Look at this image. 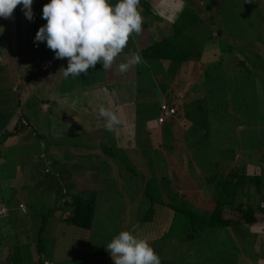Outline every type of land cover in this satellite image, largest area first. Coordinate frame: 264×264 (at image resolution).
<instances>
[{
    "label": "rangeland",
    "instance_id": "rangeland-1",
    "mask_svg": "<svg viewBox=\"0 0 264 264\" xmlns=\"http://www.w3.org/2000/svg\"><path fill=\"white\" fill-rule=\"evenodd\" d=\"M145 1L142 0V3L144 4ZM211 1L212 16H210V9L208 10L206 7ZM49 2L50 0H46V4ZM108 2L115 6L118 0H108ZM182 2V7L190 5V8L193 7L195 13L202 18V21H197L186 31L191 35L193 34L195 38L194 44L190 48L200 50L201 53L197 58L180 62V67L176 62L160 59L164 64L160 69V81H166L161 86V96L157 90L149 93V98H145L147 97L145 96V93H148L147 90L142 92L141 89L136 92L138 87L134 81L137 79L139 85L141 83L142 87H146L144 79L138 77L134 79L136 66L137 70H143V62L130 68L127 73L121 74L118 70L120 63L125 62L132 54L138 53L139 48L148 43L147 39L151 38L152 41L162 36L160 29L163 22L157 16L147 15L146 10L141 7L143 4H140L139 7L143 18L141 34H133L130 37L127 47L117 57L113 68L110 70L111 74L107 70L105 75H107L108 82L113 85L120 81L116 77L127 78L131 82V92H135L137 97L135 103L137 115L142 120L154 118L158 114L157 105L159 102H166L169 96L166 95L169 91L167 86L170 87V84H176L178 89L183 91L189 85L194 84L192 88L198 86L199 78L209 77L212 81L209 88V99L206 100V97L199 95V98L183 97L179 101L177 100L182 115L179 120L183 123L179 120L176 124L175 121L165 120L166 126L162 127L164 122H161V132L158 134L160 136L156 137L161 141L163 147L155 146L152 148L147 144L144 138L146 132L143 121L141 123L134 122L131 127L134 133L132 144L125 141L123 136L112 133H106V140L115 136L114 143L126 145L125 149L121 148L122 153L131 166L135 164V169L142 170L147 174H144L143 179H152L157 182L156 176L163 174L172 178L180 177L183 184L189 183L184 184L182 188L184 191L183 198L188 204L186 206L200 210L212 207L213 195L217 192V189L212 191L211 188L210 195L206 194L210 188L204 184V179L208 173H218L231 164L238 166L236 168L239 171L237 173L236 170V174L239 175L243 173L245 162L253 160L250 163L254 164L255 160L260 158L262 159L260 164L264 166V0H251V3L249 0H240V2L234 1L233 4L229 0H182ZM163 5L166 10L169 9L167 3H163ZM153 8L152 10L155 11ZM21 9L22 5L17 6L11 19L0 17V52L2 49L0 66L4 64V67L8 69V71L4 70L0 73V197L9 210L7 217L0 218V264H4L3 260L9 255L7 247L12 242L15 245L14 249L20 256L21 264H36L37 231L44 221H47L46 224L49 226H47V234L41 232L42 255L40 258L50 259L51 264H114L110 254L105 250L106 245L124 230L132 232L139 238H143L147 230L145 238L149 240L154 251L159 255L161 264H163V257L173 260V263L174 260L185 259L183 264H199L200 261L196 259L197 257L186 258L179 251H175L173 245L170 247L163 246L161 240L158 238L156 240V231L161 229L163 215L157 224L143 221L141 214L147 208L141 203L145 199V197H141L144 186L143 179L134 178L138 182L134 183L137 188L136 195L128 196L120 186H116L113 190L114 193L109 195L99 194L101 187H104L105 184L102 185V182L98 180V175L104 177L110 172V166L107 162L99 160L100 157L95 160V154H99L98 152L101 151L96 146L100 140V133H87L83 139L84 145L88 146L87 148H79L82 147L80 146L82 144L80 139L83 135L78 137V135L71 134L75 138H71L68 145L62 146V148H71V151L75 153L71 155L72 157L53 156L47 148L41 147L45 138L47 144L51 142V138L55 137L57 128L47 118L46 123H44L41 121L42 119L29 118V116L25 119L21 115V119L23 118L29 127L33 126L37 136L32 135L31 130H26V128L23 129V132L25 131L27 134L13 135L8 133L18 130V124L12 125L11 120L19 111L16 109V96H13L8 88L14 89L16 84L26 83V81L17 78L16 69L20 61H29L32 53H29L28 49L24 48L22 43L20 44L18 41L21 38L19 36L21 28L25 33L24 39L27 37L29 41L28 33L24 28L26 25L19 22L20 19L24 20L22 14L24 12ZM229 9L233 11H228ZM172 15L175 17L174 14ZM215 27L220 29L221 34L216 37L208 36V34H215ZM171 28L173 30L172 26ZM29 30L30 28H28ZM164 34L171 37L172 33ZM30 37L28 44L31 46L35 35L31 36L30 34ZM257 37L260 40H257ZM33 45L36 46V42H33ZM182 47V45H178L177 51ZM53 54L55 53L46 44L40 55V62L35 67L38 76L37 84L41 78L46 83V86L43 84L42 90L46 91L48 85L59 89V87L52 85V82L55 81L62 83L59 89L62 95H69V92L75 93L79 90L80 98L82 95L85 98L83 93L89 94L91 86L105 85L106 78L103 73L105 70L102 63H97L95 68H90L87 74L81 73L80 77L65 78L61 68H66L67 65L63 63H54L46 73L38 72L41 61ZM19 58L21 59L17 62ZM246 58L252 59L254 64L250 65L245 60ZM239 60H243L246 67L241 65ZM38 61L34 58V62L31 64L34 65ZM28 69L30 68H23L24 71ZM176 70L180 72L178 77ZM252 70L255 73H252ZM170 79L172 82L169 81ZM26 85L28 86L27 83L24 84L25 87ZM35 87V85L32 86L33 91H28L29 88H26L19 101L24 113L27 107H32L42 113L46 109V103H43L46 100L41 101L34 95V99L37 100L35 104L32 96L36 91ZM93 95H95L94 91ZM213 95L214 98L212 99ZM55 98L56 95H54ZM145 99H149L152 105L145 103ZM69 100L72 101L71 97ZM74 100L76 102H72L71 105L68 100H64V102L67 106L70 105L71 109L78 108L79 112L81 111L85 115L90 114L89 109H87L88 102L82 101L77 104L79 100ZM57 103L55 102V104ZM50 105L53 106H49V111L54 115L53 111L56 109H54V100H51ZM206 113L210 116L207 123L205 122ZM74 115H70L68 119ZM182 124H184V128L181 130ZM118 126L113 128V132L116 134L121 132ZM164 130H167L168 134L165 135ZM201 131L206 133L205 137ZM161 135L165 136L161 137ZM118 136L121 138L118 139ZM196 136L200 140L199 142L195 141ZM58 139L61 141L60 138ZM108 144L110 145L109 142ZM235 152L238 155H235ZM41 153L44 154V160L50 161V165L46 164L50 172L45 173L43 171L44 161L39 157ZM86 155H90L94 159L88 160L85 158ZM76 156L83 158L78 160ZM189 157L195 158L191 162V169L185 162V159ZM224 163L226 164L224 165ZM90 166L92 168H89ZM246 168L248 171L250 170L249 167ZM92 170L97 174H94L90 180L88 177ZM150 170L154 171L152 175H155V178L150 177ZM97 181L98 184H96ZM162 183L160 179L158 186ZM176 183H179V180H176ZM62 187L67 191L66 195H62ZM90 190L97 191L99 194L96 205L98 214L94 219V229L92 228L90 231L73 229L62 223L58 218L59 207L66 208L61 202L62 199L68 201L75 194L86 196ZM180 191L175 192V195L164 189L162 196L164 198L174 196V201L178 202ZM156 195H161L159 187L156 189ZM255 198L258 201V196ZM18 203L24 204L23 211L17 207ZM108 203H110V209L106 210L104 206ZM58 228L65 232L66 237L64 239L61 238V233L58 235ZM232 228L237 232L235 236L238 237L230 234L228 230L216 232L222 241L218 252L220 256L208 251L210 253L207 255L208 262H203V264H247V261H252L254 256L253 246L258 252L256 256L262 255L264 230L262 232L259 227V233L252 234L245 227L240 226V232L237 226H232ZM196 260L199 263H196ZM259 263L262 262L259 261Z\"/></svg>",
    "mask_w": 264,
    "mask_h": 264
},
{
    "label": "trees",
    "instance_id": "trees-1",
    "mask_svg": "<svg viewBox=\"0 0 264 264\" xmlns=\"http://www.w3.org/2000/svg\"><path fill=\"white\" fill-rule=\"evenodd\" d=\"M38 1V3H37ZM150 1V2H149ZM148 3L145 2L142 3V0H140V4H143L142 7L146 10L148 13L147 15H151L152 17H159L160 21H162V28L160 29V33L162 34L161 37H157L156 40L147 39L148 43L144 46H141L139 48L138 53L142 57V62L144 63L143 70H137L134 75L135 78H142L146 82V87H142L141 83L139 85L138 79L135 82L138 89H136V92L140 91L141 89L144 92L145 90L148 91V93H145V98H149V93L154 92V90H157L161 96V86L166 81L161 80L160 81V69L162 66H164L163 61L160 59H167L172 62L180 64L183 61L187 62L190 59H193L194 57H199L201 51L200 50H192L190 47L193 46L195 38L194 35L187 33V28H191L193 25L196 24L197 21H202V18L195 13V11L190 8L189 6H181V2L178 0H149ZM232 4L234 1L240 0H229ZM246 1V0H243ZM41 2V4H39ZM163 3H167L169 6V9L166 10L165 7H163ZM46 4V0H33V12L35 14L34 21H29L26 19L24 13V20L20 19L19 22L22 25H26L24 28H26V31L28 33L29 41L27 40V37L24 39V30L22 28L20 29L19 36L20 38L19 43L23 45L24 48L28 49V52H32L31 56L29 57V61H20L18 63L17 69H16V76L21 81H26L28 86H24V84H16L14 86L15 88H8L10 93L13 96H16V109L20 107L19 115H16L14 118V124H18V129L20 127H24L26 125L20 123V116L22 115L25 119H27L26 115H24V112L21 109V104L19 103L20 99L23 97V93L26 88H29L28 91H31L36 86V91L32 94L33 99L36 96L38 99L46 100L45 96L47 94H51L52 92V86L48 85L49 87L45 90H42L44 88L43 84L46 86V83L42 80V78L39 80V83L37 84V73L35 72V67L38 66L40 62V55L43 52L44 46H46L45 42H39L38 46H34L32 40V45L28 44L30 43V34L31 36L36 35V32L39 30L40 27L44 26L47 21L42 18V9L43 6ZM185 5V4H184ZM155 6V7H154ZM155 9L152 10V8ZM208 10L210 9V16L211 10H212V1L208 3V6L206 5ZM159 9H161L159 11ZM155 13H154V12ZM228 11H233L229 9ZM23 12V11H22ZM175 17H173V15ZM209 17V16H208ZM173 27V30L171 28ZM28 28L30 30L28 31ZM215 34H208L210 37H216L221 34L220 29L214 28ZM22 30V31H21ZM171 32V37L165 36L164 33ZM164 34V36H163ZM173 35V36H172ZM217 40V38H214ZM257 40H260L258 37ZM177 40V41H175ZM181 40V41H180ZM18 44V43H17ZM198 43L196 42V45ZM178 45H182L183 47L180 48L179 51ZM30 46V47H28ZM41 51V52H40ZM38 59L39 61L32 65L31 63L34 62V58ZM52 57H55L53 55ZM19 58L17 62L20 60ZM249 62L250 65L254 64L252 59H245ZM155 63V64H153ZM239 63L246 67L244 65L243 60H239ZM8 66V64H6ZM5 65V66H6ZM32 66V67H31ZM180 67V65H179ZM178 67V68H179ZM26 68H30L28 70H23ZM4 70H7V67H4V64L0 66V73ZM48 71V70H47ZM38 72L46 73L43 71H40L38 67ZM246 72V71H245ZM180 74L179 70H176V76ZM252 73H255L252 70ZM39 74V73H38ZM172 74L174 75V72L172 71ZM244 74V73H243ZM200 75V74H199ZM178 77V76H177ZM140 79V80H142ZM200 83L198 86H188L185 90H179L178 86L176 84L169 85L168 87V94L169 95L166 102L162 101L159 102L157 105L158 114L154 118H147L145 120H142V118H139L137 115V109L135 108L134 114L131 115L129 118L125 117V115L121 114L118 116L120 123H119V129L120 133L116 134L113 132V129L109 130L105 127V123L101 124L100 130L98 133H100V140L98 141V144L96 145L99 149H101V153L95 154V160L100 157L99 160L102 162H107L110 166V172L103 176L98 175V180L102 182V185L104 187H101L99 194H105L109 195L111 193H114V189L116 186H120L121 189L128 195H136V186L134 185L135 182H137L135 179L138 178L139 180L143 179L144 172L142 170L135 169V164L131 166V164L128 163L126 160L123 150L121 148H126V145H121L119 143H114L115 136L112 138H109L106 140V133H112L113 135H120L123 136V139H126L125 141H128L132 144V136L134 135L132 131V126L134 122H144L145 123V132L146 135H144L145 140L147 141V144H149L152 148L155 146L161 147V141H159L158 135L161 132V122H164L165 120H170L174 122L175 124L179 120L182 115L180 114L179 106L177 105V102L183 98V97H189L191 99H194L195 97L199 98L198 96L203 95L206 97V100L209 99V91L210 86L212 85V81L209 77L203 76L202 78H199ZM29 81V82H28ZM169 81L172 82L170 79ZM37 84V85H36ZM32 88V89H31ZM144 88V89H143ZM172 88V89H170ZM192 88V89H191ZM176 89V92L174 90ZM191 89V90H190ZM34 90V89H33ZM32 90V91H33ZM58 93V90L55 89ZM174 92V93H173ZM179 94V96H178ZM35 95V96H34ZM197 95V96H196ZM17 97H20L19 99ZM44 97V98H43ZM214 98V95L212 99ZM188 99V98H187ZM137 100V97H136ZM146 102L149 105H152L149 99H145ZM178 100V101H177ZM189 100V99H188ZM34 102L36 103L37 100L34 99ZM136 103V101H135ZM165 104L167 106H170L173 108V113L170 115H167L163 117L162 111L160 110V105ZM221 107V106H220ZM206 120L210 119V116L206 113ZM159 118H161V122H159ZM181 121V120H179ZM139 123V124H140ZM183 123V121H181ZM138 124V123H137ZM28 125V123H27ZM139 126V125H138ZM166 123L164 122L162 124V127H165ZM27 127V126H26ZM184 128V124L181 125V130ZM205 137V132L201 131ZM9 134H12L8 132ZM165 135L168 134L167 130H164ZM181 133V132H180ZM37 134V133H36ZM157 134V135H156ZM161 135V137L165 136ZM118 136V139L121 138ZM122 140V139H121ZM196 142H199L200 140L196 136L195 138ZM210 141V140H209ZM110 143V145L108 144ZM211 142V141H210ZM129 143V144H130ZM125 144V143H124ZM67 144H64L62 146L66 147ZM80 146H85L84 144H81ZM88 147V146H87ZM163 147V146H162ZM68 149V148H67ZM77 154V153H76ZM53 156H56L57 154H52ZM58 156V155H57ZM76 156L78 160H82L83 157ZM86 159H91L92 157L90 155H86ZM94 159V157L92 158ZM195 158L189 157L185 159L186 164L189 166V169L192 168L191 162L194 161ZM253 162V160H249L245 164V169H243V173L236 174V170L238 172V166H232L231 164L229 166H226L225 169H221L218 173L207 174V177L204 179V184L210 187L206 194L209 196L212 191L217 189L216 194H214V198L212 199V207L209 209L202 208L200 210H197L195 208L188 207L186 201L183 198V185L189 184V183H181L182 181L179 178H172L168 177L166 175H157L156 179L159 182H163L160 186H158V182L152 180V179H143V190L141 191V197H145L144 200L141 201V203L144 204L146 210L143 212L142 219L145 221V223L148 221V223L154 222L155 224L158 223L161 219L160 231H156V240H161L160 242L163 243V246L170 247L173 245L175 247V251H179L181 254L185 255L187 257H197L200 261L196 260V263L203 264V262H208L207 255H210V253L214 255L220 256L219 247L222 245V241L220 240L221 237H219L216 232H222L224 230H228L230 234L232 233L234 236L237 234L235 230H233L232 226H237L240 232V226L245 227L247 231L251 232L252 234H257L259 229V223H260V217L264 215V166H262L260 163L262 162V159L255 160L257 163V168L253 167L249 171H247L246 167L250 166V162ZM226 163H224L225 165ZM47 165H50V161L47 162ZM224 167V166H223ZM89 168H92L91 166ZM125 170V171H124ZM151 171L150 177L155 178V175L153 174V170ZM46 172H50L49 168L46 167ZM91 177L88 178L91 180L92 176L94 174H97L94 170L91 171ZM142 172V173H140ZM258 172V173H257ZM257 173V174H256ZM246 174V175H244ZM58 175V173H57ZM71 175V174H70ZM262 177V178H261ZM135 178V179H134ZM261 178V179H260ZM176 180H179V183H176ZM95 181V179H94ZM109 182V183H108ZM108 183V185H106ZM138 183V182H137ZM93 184V183H92ZM98 184V181L97 183ZM159 187L160 190V196L156 195V189ZM252 188V189H251ZM167 190L168 192H171L172 194H175V192H179V198L180 200L174 201V196L167 198L162 196V192ZM67 191L64 187H62V195H66ZM97 191L90 190L87 192L86 196H81L78 194L73 195L68 201L62 199V204L66 206V208H60V211H58V218L61 220L62 223L70 226L71 228L75 229H84L85 231H90V229H94V219L98 211L96 208L97 205V199L98 195ZM176 195V194H175ZM255 196H258V200L261 205L256 201ZM109 204H106L104 206V209L109 210ZM234 213V215H233ZM47 221L42 222V226H39L37 235L38 240L36 243L35 251L37 252V261L36 264H43V259L41 257V250H42V244H41V232H46L47 234ZM44 224H46V227H44ZM154 227V225H152ZM153 227H150L151 229ZM249 229V230H248ZM59 233H61V238L64 239L66 237V234L64 231H62L60 228H58ZM149 231V230H148ZM147 230L144 233L143 238H145ZM249 232V233H250ZM46 236V235H45ZM214 237V238H213ZM238 237V236H235ZM47 238V236H46ZM158 238V239H157ZM216 238V239H215ZM16 241V240H15ZM18 242V241H17ZM88 244V242H85V244ZM264 243V242H263ZM15 245L12 242L8 247V253L3 260L4 264H21L20 256L17 254L16 250L14 249ZM218 248V249H217ZM222 250V249H221ZM262 250L264 251V244L262 245ZM210 251V253L208 252ZM254 258H257L256 256L258 252L254 251ZM185 259H177L169 260L165 257H163V264H183ZM260 261V260H259ZM247 264H254V260L250 261ZM258 264V263H256Z\"/></svg>",
    "mask_w": 264,
    "mask_h": 264
},
{
    "label": "clouds",
    "instance_id": "clouds-1",
    "mask_svg": "<svg viewBox=\"0 0 264 264\" xmlns=\"http://www.w3.org/2000/svg\"><path fill=\"white\" fill-rule=\"evenodd\" d=\"M19 5L26 19L34 21L33 0H0V17L13 18ZM139 7L140 0H118L115 6L108 0H50L42 9V18L47 23L36 32L34 42L38 46L39 42L46 41L55 58L67 59V67L61 68L65 78L87 74L97 63H102L105 71L111 70L130 37L140 35L143 30ZM141 62V55L134 53L118 65V70L121 74L127 73ZM99 116L109 130L120 123L116 113L103 105L99 106ZM105 250L114 264H161L149 240L127 230L116 235Z\"/></svg>",
    "mask_w": 264,
    "mask_h": 264
},
{
    "label": "crops",
    "instance_id": "crops-1",
    "mask_svg": "<svg viewBox=\"0 0 264 264\" xmlns=\"http://www.w3.org/2000/svg\"><path fill=\"white\" fill-rule=\"evenodd\" d=\"M148 1L149 0H146L145 2L148 3ZM178 1L183 4L182 0H178ZM1 52H2V49H1ZM3 52H4V50H3ZM53 55H55V54H53ZM53 55L48 56L46 58L52 57ZM48 71H46V72H48ZM103 73L105 75L106 71H104ZM108 73L111 74V71L108 70ZM105 78H106V81L104 82L105 85H102V86L93 85V86H91L90 87L91 89L89 90L90 95L87 93H83V94H85V98H83L84 95H82L81 96V98H83L82 100H80L81 98L79 95V90L76 91L75 93L69 92V95H62L60 90H59L60 87L62 86L61 85L62 83L60 84V83H56L55 81H53L52 85L59 87V89H57L58 93L55 90L56 88L52 89V92L50 95L46 93V101L43 102V103H46L45 104L46 109H44V113L38 112L37 109H34L32 107L25 108L24 115H26V117L29 116V118L35 117L36 119H42L41 121L44 123H46V118H47L48 121L52 122V124L54 126H57L56 132H55V137L51 138V142L48 144H47V141L45 138L44 142L41 143V147H43L44 149L47 148V150H49L50 154L56 153L57 155L72 157L71 155L75 154L74 152L71 151L72 149L71 148L70 149H64V148H62V145H64V144L68 145V142H70V139L75 138V137H72L71 134L72 135H78V137L80 135H83L80 139V142L82 144H84L85 141H83V139L87 135V133L88 134L89 133L95 134V133L99 132L101 124L105 123L104 119L99 116V106L100 105H103L106 108H110L118 116L123 114V115H125V117L129 118L131 115L134 114L136 94H135V92H131V90H132L131 89V82H129L127 78L116 77V79H120V81L116 82L118 84L113 85L110 82H108L107 75H105ZM93 91L95 92V95H93ZM54 95H56L55 99H57V98H59V99L55 100ZM70 97H71L72 101L69 100ZM74 99L79 100V102L77 104H79L82 101H85L86 103L88 102V108L87 109H89L90 114L85 115L83 112H81V111L79 112L78 108L77 109H75V108L71 109L70 105L72 104V102H76ZM51 100H54V105H55L54 109L56 108L55 111H53L55 113L54 115H52V113L49 111V109H50L49 106H51V107L53 106V105H50ZM64 100H68V103L70 105L67 106V104H66V102H64ZM55 102H58V103L55 104ZM18 108H17V110H18ZM74 114H76V115H74ZM70 115H74V116L71 117L70 119H68V117H70ZM14 118L15 117H13V119L11 120L12 125H13ZM57 121L59 124L57 123ZM26 126L20 127L18 130H14L12 132V134L13 135H15V134L23 135L24 133H26L25 131L23 132V129L26 128V130L27 129L31 130L32 135L37 136L36 132H34L35 130L33 129V126L29 127V124ZM59 130H60V132H59ZM58 138H60L61 141L62 140L63 141L61 142ZM79 148H85V146H82ZM86 148H87V146H86ZM235 155H238V153L235 152ZM39 157L41 159H43V161H44L43 171H46V164H47V162H49V160L48 159L44 160V154L43 153L39 154ZM228 158H230V156H228ZM245 163H244V165H245ZM253 167L257 168V164H250L249 168L252 169ZM243 169H245V167ZM238 171H239V169H238ZM244 175H246V174H244ZM258 203L260 204L259 200H258ZM19 204H22V203H18L17 207ZM22 205L24 208L25 207L24 204H22ZM8 212H9V210H8ZM259 218H260L259 227H260V229H262L261 231L263 232V230H264V215H262V217H260V215H259ZM257 233H259V232H257ZM252 249L254 251H256L255 246H253ZM262 253H263L262 256H258L257 258H254V257L252 258V260H254V264H256V263L264 264V251L263 250H262ZM43 260H47L49 262L51 261L50 259H45V258ZM259 260L262 263H259ZM247 262L249 263L250 261H247ZM50 264H51V262H50Z\"/></svg>",
    "mask_w": 264,
    "mask_h": 264
},
{
    "label": "built area",
    "instance_id": "built-area-1",
    "mask_svg": "<svg viewBox=\"0 0 264 264\" xmlns=\"http://www.w3.org/2000/svg\"><path fill=\"white\" fill-rule=\"evenodd\" d=\"M54 63L56 64H67V59H57L55 57H52L50 59H46L43 60L40 65H39V69L40 71L46 72ZM160 110L162 111V116L165 117L167 115H170L173 113V108L170 106H167L165 104H161L160 105ZM17 115H19V111H17ZM159 122H161V118H159ZM20 123L27 125V122L20 116ZM18 207L20 209H23V205L19 204ZM7 215H9L8 209L6 208V206L3 204L2 199L0 197V218H4ZM43 264H49L48 261H44Z\"/></svg>",
    "mask_w": 264,
    "mask_h": 264
}]
</instances>
